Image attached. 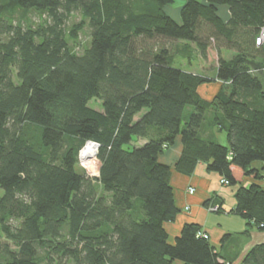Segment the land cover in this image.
Wrapping results in <instances>:
<instances>
[{"label":"trees","instance_id":"16d2710c","mask_svg":"<svg viewBox=\"0 0 264 264\" xmlns=\"http://www.w3.org/2000/svg\"><path fill=\"white\" fill-rule=\"evenodd\" d=\"M263 28L264 0H0V264H232L198 224L170 242L180 210L160 157L181 138L176 171L203 163L238 186L231 213L264 232ZM193 47L204 62L216 51L214 78L175 67ZM89 142L97 178L80 169ZM242 264H264V244Z\"/></svg>","mask_w":264,"mask_h":264},{"label":"crops","instance_id":"0c3cea01","mask_svg":"<svg viewBox=\"0 0 264 264\" xmlns=\"http://www.w3.org/2000/svg\"><path fill=\"white\" fill-rule=\"evenodd\" d=\"M220 15L224 20H228L230 17L228 8L221 7ZM223 56L227 58L224 53ZM232 57H234V53L228 59ZM217 61L218 58L212 65L213 68H216ZM205 69L207 70V67ZM222 87L223 83L216 80L203 90L204 93L201 96L206 100H209V97L213 99ZM216 132L218 130L213 131L215 135ZM182 153V141L181 138H178L175 145L160 157L161 163L171 167V185L174 188L177 208L180 210L176 220L166 225L170 242L174 243L185 224L195 223L201 226L202 232L209 236L211 243L219 251L224 252L229 258H234L232 264H242L245 256L255 246L264 244V232L254 227L244 235L249 229L246 221L231 213L236 207L235 195L238 186L222 185L221 177L208 172L207 166L203 163L197 166L191 176L178 173L175 167ZM253 169L260 173L262 179L257 182L264 188L263 164L255 163ZM252 182V179H247L245 184ZM191 190H195V193L191 194ZM220 205L223 208L221 211H219ZM216 207H219L218 211H214ZM187 208L189 210H186ZM225 236H229V239L225 244H222Z\"/></svg>","mask_w":264,"mask_h":264},{"label":"rangeland","instance_id":"374dc122","mask_svg":"<svg viewBox=\"0 0 264 264\" xmlns=\"http://www.w3.org/2000/svg\"><path fill=\"white\" fill-rule=\"evenodd\" d=\"M178 9L179 8L175 7V8L170 9L169 12L171 14H173L174 16H177L178 15ZM20 18L24 22L32 23V24H37V23L42 21L40 15H38V14H36L34 12H31L26 17V19H24L21 16H20ZM80 20H81V18H80L79 15H74L71 18V20H70V22L68 24V27H71L73 24L79 23ZM89 43H90V33H89L88 29H85L80 34V42H79V45L76 48V51L79 52V53H83L84 49L88 47ZM162 43L164 44V42H162ZM166 45L167 46H172V49H174V51H176V49L182 48L181 46H183V43H180V42H175V43L166 42ZM232 53L233 52L227 51V50L224 52V54L227 56V59L231 56ZM189 54H191V58H188V57L186 58L184 56L181 57L180 55L176 56L175 67L181 68V69H183V70H185L187 72L194 73V74H199V75H202V76H205V77H215V75H216L215 74V70L211 69V66L215 63V60L217 59V53H216L215 50H211L209 52L210 56H209V58L207 59L206 62H204V60L202 59L200 54L197 52L195 47H193V50L191 52H189ZM206 67H207V70L205 69ZM207 86H209V84L205 85V86H203V87H201L199 89V94L200 95L203 96V93H204L203 90H205V88ZM211 100L212 99H210V97H209V101H211ZM90 106L95 108V109H98V110L102 109L101 103L98 100H93L90 103ZM191 111H192V109H189L187 111V115H189V113ZM34 131H35V135L34 136H36V130H34ZM216 139L221 145L228 146L227 134L225 132H220L218 130V132H216ZM34 141H36V138L34 139ZM85 149L86 148H84L82 150L83 152L81 151L82 156H81V167H80V169L86 171V173H87V175L89 177L97 178V177H99V168H100V163H99V161L97 159V155H95V157L92 158V156L90 154H88V152L90 153V151H88V150H91L90 147L87 148V151H85ZM97 154H98V152H97ZM220 183H221V181H220ZM194 193H195V190H194ZM0 194H1V192H0Z\"/></svg>","mask_w":264,"mask_h":264},{"label":"built area","instance_id":"2783aa9c","mask_svg":"<svg viewBox=\"0 0 264 264\" xmlns=\"http://www.w3.org/2000/svg\"><path fill=\"white\" fill-rule=\"evenodd\" d=\"M256 46H257V47H262V46H264V28L260 31V34H259V36H258L257 39H256ZM88 145H91V146H93V147L96 149V155H97V152H98L99 146H98L97 144L93 143V142H89V143H87L86 146H88ZM85 148H86V147H85ZM82 152H83V151H82ZM81 156H82V153L80 154V159H81ZM221 184H222V185H225V186H229V183H228L226 180H224V179H221ZM190 193L193 194V193H194V190H191ZM218 208H219V207L214 208V211H218ZM186 210H189V208H187ZM199 236H202V237H204V238H206V239L209 238V236H208L207 234H205V233H200Z\"/></svg>","mask_w":264,"mask_h":264},{"label":"bare ground","instance_id":"6f19581e","mask_svg":"<svg viewBox=\"0 0 264 264\" xmlns=\"http://www.w3.org/2000/svg\"><path fill=\"white\" fill-rule=\"evenodd\" d=\"M88 147H90V149H91V150H88V151H90V153L88 152V154H90V155L92 156V158H94L95 155H96V149H95L93 146L88 145V146H86L85 151H87V148H88ZM91 151H92V152H91ZM92 158H91V159H92Z\"/></svg>","mask_w":264,"mask_h":264}]
</instances>
